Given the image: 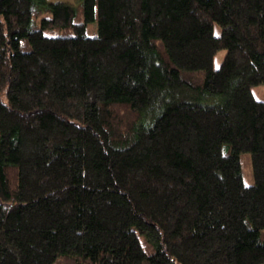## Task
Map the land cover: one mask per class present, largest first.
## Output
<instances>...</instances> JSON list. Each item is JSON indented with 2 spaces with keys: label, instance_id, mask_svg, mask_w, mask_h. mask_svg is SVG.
I'll list each match as a JSON object with an SVG mask.
<instances>
[{
  "label": "trees",
  "instance_id": "16d2710c",
  "mask_svg": "<svg viewBox=\"0 0 264 264\" xmlns=\"http://www.w3.org/2000/svg\"><path fill=\"white\" fill-rule=\"evenodd\" d=\"M260 84L264 0H0V264H264Z\"/></svg>",
  "mask_w": 264,
  "mask_h": 264
},
{
  "label": "rangeland",
  "instance_id": "374dc122",
  "mask_svg": "<svg viewBox=\"0 0 264 264\" xmlns=\"http://www.w3.org/2000/svg\"><path fill=\"white\" fill-rule=\"evenodd\" d=\"M49 2H66L73 4L75 6L81 5L83 0H48ZM98 33V24L97 22L90 23L87 25V34L88 36H94ZM46 34L51 35L53 34L50 31H46ZM215 36H220L221 34V27L218 24H215L214 29ZM226 50H220L217 52L214 58V69L218 70L226 56ZM252 93L257 101L264 102V84H260L258 86L252 87ZM242 165H243V172H244V179L247 185L251 184L253 181V176H251V155L244 154L242 157ZM72 264V263H69Z\"/></svg>",
  "mask_w": 264,
  "mask_h": 264
}]
</instances>
